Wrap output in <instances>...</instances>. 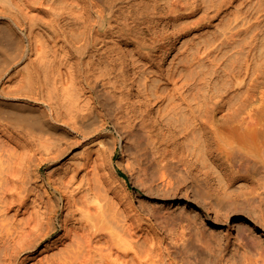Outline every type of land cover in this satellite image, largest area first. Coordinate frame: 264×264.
Listing matches in <instances>:
<instances>
[{"label": "bare ground", "instance_id": "1", "mask_svg": "<svg viewBox=\"0 0 264 264\" xmlns=\"http://www.w3.org/2000/svg\"><path fill=\"white\" fill-rule=\"evenodd\" d=\"M124 139L200 210L169 213L183 261L239 264L200 214L264 231V0H0V264H179L115 186Z\"/></svg>", "mask_w": 264, "mask_h": 264}, {"label": "rangeland", "instance_id": "2", "mask_svg": "<svg viewBox=\"0 0 264 264\" xmlns=\"http://www.w3.org/2000/svg\"><path fill=\"white\" fill-rule=\"evenodd\" d=\"M126 140L127 139H124L123 144L121 148L119 149V152L116 158H124L125 162L127 163L128 161L130 162L131 160L133 161L132 154H134L135 151H134V147H131L132 145L130 144V142H127L128 140L127 141ZM128 163L125 165L124 168H122L119 171L120 176L123 179L116 176V180L118 179L119 180L116 181L118 184L116 183L115 186H117L118 190L120 191L124 190L122 191V193L127 195L133 201L135 207L137 206V209L145 213L146 217L149 214L148 215V218H149V216L153 212L158 213L156 215L157 216L156 220L155 218H153V221L157 224H160V228H161L160 230L162 234H164V236L169 238V245H170L171 252L176 257V260L179 264H201L197 254L198 253L207 254V253L205 249L196 240H193L192 242H189L188 244V247L192 253L189 254V256L185 258L184 261L182 257H180L179 246L175 245V242L173 241V239H171L172 237L175 236V229L177 228V225L173 221V218L171 217V215L169 214L173 211L182 210V209H190L194 213H200V210L195 209V207H193L192 204H190L189 202L185 200L184 201H179V200L163 201V200L157 199V197L160 196V193H159L160 189L158 188L156 189L155 187L152 188L151 186L152 178H149L150 176L149 177L145 176V173H142L141 175L140 173L138 174L136 171H135L136 173H134V171L130 169V166L126 168V166L129 165ZM46 170H47V166L45 167L44 173L46 172ZM140 176L143 177V179H147V182L145 183V185L142 184V179ZM188 197H190V199L192 200L194 199L192 195H188ZM202 207H203L202 208L203 212L205 213L207 210V207H204L203 205ZM166 212L168 213L166 214ZM204 213L200 215H201V218L205 220V223L209 225L208 226L209 231L213 234L217 233V234L223 235L227 239V242H230L232 244L229 255L227 256V259L232 257V255L234 254L237 255V253H239L238 254L239 257L237 255V262L239 264H242L241 263L242 260L240 261L241 259L240 255L243 251L239 249L238 247L239 244H242L247 251L253 252L255 254L256 242L257 243L261 241L264 242V231L259 232L257 237L256 235L253 236L251 233V231L252 232L255 231V234H256V228L254 226H251V223L247 221L248 220L247 218L249 217L251 218V215L245 214L242 218L240 217V219H244V223H247L251 227H248L247 225H244L242 223L240 225L239 222L237 223L238 225L247 229V232L244 233V237L241 238L238 234V225L226 223L225 221L217 219L216 216L212 213V209L210 210L209 213H207L208 214L207 217L205 216ZM235 242H237L236 245H235ZM43 256H41V258H43ZM255 257H256L255 259H258L257 256ZM260 262L261 264L263 263L262 261Z\"/></svg>", "mask_w": 264, "mask_h": 264}]
</instances>
